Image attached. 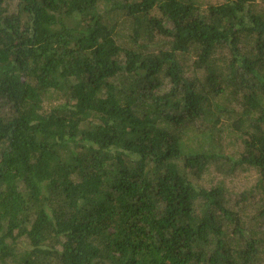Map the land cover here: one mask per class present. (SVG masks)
Segmentation results:
<instances>
[{"label":"trees","instance_id":"1","mask_svg":"<svg viewBox=\"0 0 264 264\" xmlns=\"http://www.w3.org/2000/svg\"><path fill=\"white\" fill-rule=\"evenodd\" d=\"M0 264H264V0H0Z\"/></svg>","mask_w":264,"mask_h":264},{"label":"rangeland","instance_id":"2","mask_svg":"<svg viewBox=\"0 0 264 264\" xmlns=\"http://www.w3.org/2000/svg\"><path fill=\"white\" fill-rule=\"evenodd\" d=\"M203 2L214 1V0H200ZM52 100H46L44 102L45 107L49 106ZM234 109L238 110L237 107H233ZM225 144H228V149L232 146V144H238L236 138L233 140L226 141ZM220 162H217L215 165H212L208 168V170L203 173L202 177L199 178L201 184L205 186H210L215 184L219 181H223L227 194L231 202L238 199L240 196H243V193L249 192L254 187V184L257 179V172L250 168L244 167L238 170H235L232 175L223 177L221 172L223 169L226 168V165H221ZM260 204L259 197L257 194L253 196L251 199L249 197L246 203V211L249 215L255 212L257 205Z\"/></svg>","mask_w":264,"mask_h":264}]
</instances>
